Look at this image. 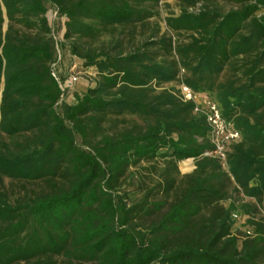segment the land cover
Segmentation results:
<instances>
[{"label":"trees","instance_id":"16d2710c","mask_svg":"<svg viewBox=\"0 0 264 264\" xmlns=\"http://www.w3.org/2000/svg\"><path fill=\"white\" fill-rule=\"evenodd\" d=\"M161 1L0 0V264H264V0H176L164 32ZM48 2L64 18L59 62ZM64 50L97 71L72 102ZM180 76L241 133L228 170L204 156L195 104L163 87ZM158 160L130 201V169ZM234 214L252 234H234Z\"/></svg>","mask_w":264,"mask_h":264},{"label":"rangeland","instance_id":"374dc122","mask_svg":"<svg viewBox=\"0 0 264 264\" xmlns=\"http://www.w3.org/2000/svg\"><path fill=\"white\" fill-rule=\"evenodd\" d=\"M204 2H206V0H201L197 4L196 10L200 8V6L204 4ZM218 5L226 11L232 7L230 4H227L225 2H218ZM48 9L49 11L47 13V16L53 30V37L56 44H59L60 41H63L64 18H61L60 16L55 14L56 10L50 2H48ZM180 10L181 6L176 0H162L159 4L160 15L156 19L152 20L151 23H158L162 32H164L165 30H167L165 18L170 14H178ZM4 30H7V20L4 24ZM138 32L139 33L137 37L140 38L141 30H138ZM108 38L109 36L105 37V39ZM56 49L57 56L59 58L61 55L59 46ZM63 54V61L56 67L61 68L63 76H65L67 83L71 81L73 82L69 87H65V85H63V88L65 89L64 98L69 100V102H72L75 94H82L88 87L95 85L97 71L94 68L85 70L82 62L78 59H73L68 50H64ZM74 78H76L75 81ZM173 86H176L177 88L176 83L163 85V87L166 88H170ZM7 140L8 139L6 136L0 135V143ZM184 161L178 163V170L183 176L192 173L195 169L194 160L191 159L190 166L192 167V169L190 171H183L181 165ZM164 166L165 162L163 160H158L154 162H142L139 166L131 168L129 171L128 179L123 186V191L130 196L129 200L131 201L133 198L139 200L140 198H142L144 192H141L142 190L138 189L139 187H141L140 183L143 182L142 187L144 186L143 188H145L147 186H152L153 184L158 182ZM4 187L5 190L9 193L12 200L24 195L23 185L18 182H14L10 179H5ZM25 187H27L28 189H32L34 186L27 185ZM129 204L131 205L132 203L129 202ZM247 220L248 216L244 215L240 217L239 220H236V223L234 225L233 232L240 239L245 236L248 230H252V227L248 225ZM57 264H67V260L64 257H58ZM75 264L80 263L75 262Z\"/></svg>","mask_w":264,"mask_h":264},{"label":"built area","instance_id":"2783aa9c","mask_svg":"<svg viewBox=\"0 0 264 264\" xmlns=\"http://www.w3.org/2000/svg\"><path fill=\"white\" fill-rule=\"evenodd\" d=\"M55 10V14L58 15V10L56 8ZM57 47L58 44H56V48ZM60 59L61 55L58 58V62ZM54 75L56 74L54 73ZM75 80L76 78H74V81ZM72 83V81L67 83L66 79L64 81L60 80V87L64 93L65 89L63 85L69 87ZM177 91L181 100L184 102H193L195 104V113L204 116L209 126L210 141L214 149L211 152H206L204 156L217 158L222 167L228 170L227 158L230 147L241 141V133L234 128L231 122L224 118L220 105L207 94L195 92L182 81V78L177 84ZM260 212L264 216V212L261 209ZM233 217L236 220L240 219L238 214H234ZM247 233L252 234L251 231Z\"/></svg>","mask_w":264,"mask_h":264}]
</instances>
